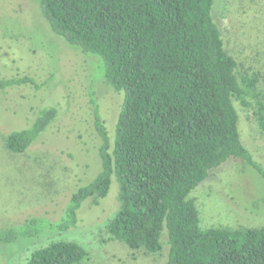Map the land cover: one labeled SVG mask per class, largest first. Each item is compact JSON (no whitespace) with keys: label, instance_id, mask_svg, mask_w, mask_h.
Returning <instances> with one entry per match:
<instances>
[{"label":"trees","instance_id":"trees-1","mask_svg":"<svg viewBox=\"0 0 264 264\" xmlns=\"http://www.w3.org/2000/svg\"><path fill=\"white\" fill-rule=\"evenodd\" d=\"M37 1L57 35L100 56L106 81L125 99L112 149L95 106L103 167L72 194L60 220L39 229L42 218L31 217L2 228L0 244L76 225L82 203L99 204L115 175L120 206L104 224L111 240L158 253L166 228L168 264H264V225L202 228L190 198L230 158L264 179V164L241 139L235 105V99L252 105L247 95L257 79L237 72L212 13L215 0ZM26 81L34 82L0 79V89ZM253 109L264 142V101ZM57 115V107L42 109L31 126L8 134L7 148L28 150ZM27 264L93 263L78 242L54 240L32 250Z\"/></svg>","mask_w":264,"mask_h":264},{"label":"rangeland","instance_id":"rangeland-1","mask_svg":"<svg viewBox=\"0 0 264 264\" xmlns=\"http://www.w3.org/2000/svg\"><path fill=\"white\" fill-rule=\"evenodd\" d=\"M213 16L223 29L225 48L238 62L241 76L255 77L243 105L235 99L242 141L264 164L263 133L253 107L264 101V0H215ZM100 56L84 53L57 35L43 17L37 0H0V79L32 78L0 89V229L42 218L41 229L63 216L78 187L102 170V138L95 106L114 146L125 91L105 79ZM57 107V117L28 150L7 148L9 133L31 126L39 112ZM119 183L113 175L108 194L78 209V222L66 230L46 228L39 235L0 244V264H27L35 248L54 240L75 241L87 248L93 264H168V233L163 248L147 254L108 237L105 222L120 206ZM264 179L239 159H228L191 194L200 225H264ZM34 230V229H33ZM35 231V230H34Z\"/></svg>","mask_w":264,"mask_h":264}]
</instances>
